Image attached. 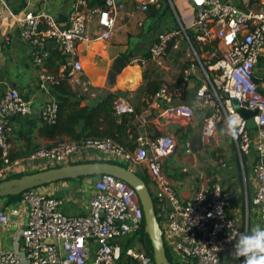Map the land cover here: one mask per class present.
<instances>
[{
    "label": "built area",
    "instance_id": "obj_1",
    "mask_svg": "<svg viewBox=\"0 0 264 264\" xmlns=\"http://www.w3.org/2000/svg\"><path fill=\"white\" fill-rule=\"evenodd\" d=\"M53 1V0H45ZM163 0H103L90 6L89 0H74L67 25L45 11L14 12L9 0H0L20 29L21 39L30 45L33 62L43 68L48 57L47 43L61 47L66 62L56 73L42 69L38 78L41 91L68 83L81 94L99 99L97 90L84 76L83 63L78 56L81 43L108 41L117 33L120 15L142 27L139 14L153 6L163 7ZM175 12L176 26L159 32L150 45L148 55L133 57L132 63L149 64L158 69L166 66L169 45L181 48L185 41L192 51L193 63L184 69L183 79L175 86L162 84L153 104L165 102L171 119L190 118L196 111H206L201 125L205 145L211 142L224 119L234 123L236 147L241 155L256 153L253 170L257 188L253 202L264 220V95L255 81V69L264 52V0H165ZM133 5L129 9L128 4ZM193 12L186 22L177 6ZM96 21L94 31L90 22ZM10 44L11 39L6 38ZM210 46L208 50L205 47ZM202 73V82L196 88L192 102L172 105L175 98H183L189 77L196 66ZM3 81L0 78V86ZM81 95V96H82ZM237 101V105L234 104ZM117 114L135 113L125 99L113 102ZM238 108L256 109V127L251 129ZM59 105L48 102L41 116L45 124L58 119ZM34 112V99L25 97L17 88L7 85L0 95V151L4 161L0 181L15 173L30 169H47L70 163L94 160H124L130 166L147 165L154 182L153 197L158 219L164 231L167 249L180 264H228L223 255L232 257L233 240L248 228L241 227L229 215L226 207L231 193L220 182L202 185L188 200H183L171 179L163 171V161L177 148L171 134L156 138L140 132L136 147L129 149L111 136H85L80 139L64 137L50 146H40L24 157H11L10 120L17 115ZM153 156L150 157L149 153ZM187 153H193L190 144ZM33 167L34 163H39ZM44 163V164H42ZM27 210V220L19 217L21 207ZM63 199L40 192L36 188L22 194V205L0 207V228L20 226L26 264H117L126 239L138 234L144 227V212L136 190L127 182L109 174L97 177L89 199V211L82 215H68L62 210ZM126 254L137 264H155L143 249L134 246ZM0 264H23L14 249L0 251ZM131 264V263H128Z\"/></svg>",
    "mask_w": 264,
    "mask_h": 264
},
{
    "label": "crops",
    "instance_id": "obj_2",
    "mask_svg": "<svg viewBox=\"0 0 264 264\" xmlns=\"http://www.w3.org/2000/svg\"><path fill=\"white\" fill-rule=\"evenodd\" d=\"M73 1L9 0L8 3L14 12L45 10L55 15L65 26L69 22ZM102 3L103 0H89L90 6H98ZM128 7L132 9L133 5L129 3ZM153 10L161 12L160 14L155 12L152 17ZM182 14L187 20L186 22L192 20L193 12L187 7H183ZM139 18L144 21L142 27L130 22L126 13H122L118 19L117 33L112 39L108 41L96 40L79 45L78 56L83 63L84 76L89 78L93 86L99 90V100L96 103H99L108 93L114 92L134 107V127H129L124 144L129 149L136 147L134 136L140 132L153 138L165 134H171L176 138L177 148L171 156L164 159L163 171L171 179L181 199L192 198L202 185L220 182L231 193L229 204L226 207L227 213L234 217L241 227L248 229L257 225L264 227L260 209L253 202L257 188V179L253 170L257 158L255 151L241 157L236 147L235 137L228 131L229 124L223 119L211 142L203 147L200 155L187 153L188 144L193 141L196 131L202 125L206 111H196L190 118L171 119L166 111L165 102H161L160 106L153 104L154 96L158 90L154 93L147 89L149 79H145L144 75L159 76L158 79L162 81L161 85L167 84L173 87L183 79L184 69L193 63V57L192 51L183 41L181 48L169 45L166 66L163 69H158L152 64L141 66L132 63L133 57L146 56L159 32L176 26V19L167 18L165 11L153 6L147 13L139 14ZM95 23V20L90 22L91 31H94ZM166 23L171 26L163 29L162 26ZM7 37L11 39L10 44L6 43ZM135 37H137L136 42H134ZM47 48L48 57L40 70L33 62L30 45L20 37L19 26L10 17L5 5L0 3V78L3 81V85L0 86V95L9 84L17 88L25 97L34 99V112L31 115H17L10 120L12 126L11 155L15 158L24 157L40 146H50L57 140L67 137L53 133L41 116V112L48 102L57 101L60 90L54 87L50 91H41L38 88L39 75L42 69L56 73L66 62V55L60 46L49 45ZM52 50L56 52H51ZM119 56L128 57V64L121 69H117L116 63ZM62 59L65 60L63 63H61ZM255 78L259 79L260 91L264 95V52L255 69ZM201 82L202 73L197 65L189 77L185 97H177L171 104H190L195 90ZM68 89L73 99L81 97L82 106L92 104L90 103L92 99L82 95L76 86L68 84ZM221 152L225 155H239L244 171L243 175L242 172L241 175L238 173L237 169L239 168L230 160L225 163L219 161L221 165L216 162L215 157ZM130 167L144 177L150 187L155 189L146 164ZM246 168L249 169L248 177ZM196 170L199 171L198 175L195 174ZM93 180L92 177L61 180L38 189L40 192L62 198L61 208L66 214L82 215L89 211V199L93 193L95 182ZM5 204L6 197L0 198L1 208L22 205V199L16 204L9 206ZM21 209L19 219L24 223L27 220V210L24 205ZM20 228V226L0 228V251L14 249L22 257L23 264H26V259L23 257L24 245ZM222 259L228 264H234L233 257L229 255H223ZM243 259V257L240 258V260Z\"/></svg>",
    "mask_w": 264,
    "mask_h": 264
},
{
    "label": "water",
    "instance_id": "obj_3",
    "mask_svg": "<svg viewBox=\"0 0 264 264\" xmlns=\"http://www.w3.org/2000/svg\"><path fill=\"white\" fill-rule=\"evenodd\" d=\"M49 45L56 46L51 42L47 43V46ZM116 63L118 65L117 69H121L128 64V57L119 56L116 59ZM255 81L259 83V79L255 78ZM98 100L92 99L90 103L95 104ZM234 104L237 105L236 100H234ZM238 112L247 120L248 127L255 129L256 122L254 116L257 114V110L238 108ZM204 146L200 126L195 133L193 141L190 143V147L193 153L200 155V151ZM149 156H153L152 152L149 153ZM103 174L113 175L127 182L136 190L144 212L145 231L149 235L152 243L154 262L155 264H173L167 253L164 231L157 216L155 201L150 186L146 179L130 166H124L112 161L94 160L50 167L26 173L18 177L1 180L0 198L20 195L27 190L39 188L61 180L97 177ZM195 174L198 175L199 171L196 170Z\"/></svg>",
    "mask_w": 264,
    "mask_h": 264
},
{
    "label": "trees",
    "instance_id": "obj_4",
    "mask_svg": "<svg viewBox=\"0 0 264 264\" xmlns=\"http://www.w3.org/2000/svg\"><path fill=\"white\" fill-rule=\"evenodd\" d=\"M48 46H46L47 48ZM210 46L205 47L208 50ZM48 49V48H47ZM51 52H56L52 50ZM58 53V52H57ZM59 54V53H58ZM60 55V54H59ZM148 55V53H146ZM61 56V55H60ZM65 60L62 59L61 63ZM158 75V74H157ZM159 76L149 77L148 74L144 75L145 79H149L147 83V89L151 92L157 91L161 86L162 81L158 79ZM59 88L60 94L57 95V102L59 105L58 119L53 125L46 124L47 127L55 134L65 135L73 139H80L85 136L94 137H105L111 136L118 142L125 144V138L127 137L129 127H134L133 122L135 121V115L130 113L117 114L113 102L114 99L119 97L117 93L110 92L99 103L90 105H81V97L78 99H73L71 93L68 89V83H62L56 86ZM137 128V127H136ZM138 132V131H137ZM134 136L135 140L138 133ZM12 158H15L11 155ZM115 163L122 164L124 166H129L128 163L120 160H109ZM79 163V162H78ZM4 161L0 151V168L3 167ZM41 170V169H40ZM38 171V170H37ZM29 173V172H26ZM23 173H15L7 178L18 177ZM83 178V177H80ZM71 180V179H69ZM22 199V194L15 196L6 197V206L16 204ZM145 224V221H144ZM140 243L143 249L152 257L153 261V251L152 243L149 235L145 231V225L143 229L135 236L126 239L123 243V253L121 259L117 264H137L136 261L131 260L126 254V250L132 246L133 243ZM169 259L173 264H180L179 261L172 257V254L167 249Z\"/></svg>",
    "mask_w": 264,
    "mask_h": 264
},
{
    "label": "clouds",
    "instance_id": "obj_5",
    "mask_svg": "<svg viewBox=\"0 0 264 264\" xmlns=\"http://www.w3.org/2000/svg\"><path fill=\"white\" fill-rule=\"evenodd\" d=\"M234 123L238 121H230L228 128L232 136L236 135ZM229 239L234 241L231 254L234 264H264V227H251ZM241 257L244 259L240 260Z\"/></svg>",
    "mask_w": 264,
    "mask_h": 264
},
{
    "label": "rangeland",
    "instance_id": "obj_6",
    "mask_svg": "<svg viewBox=\"0 0 264 264\" xmlns=\"http://www.w3.org/2000/svg\"><path fill=\"white\" fill-rule=\"evenodd\" d=\"M163 2V7L161 8L163 11H165L166 12V16H167V18H170V19H176V16H175V12H174V10H173V8L171 7V6H169V3L167 2V1H165V0H163L162 1ZM181 3H179V5L177 6V9H178V12L180 13H183V8L181 7ZM151 12V11H150ZM159 13L160 14V12L159 11H157V10H153V13H152V17H153V14L154 13ZM154 18H155V16H154ZM154 26V25H153ZM169 26H171V25H169L168 23H166V24H163V26H162V28L163 29H166V28H168ZM137 37H135V39H134V42H136V39ZM145 40V42H146V39H144ZM143 40V41H144ZM150 41V40H149ZM148 42V41H147ZM132 44H133V42H132ZM38 68H40V70H41V67H38ZM230 157H234L235 159L233 160L232 158L230 159ZM216 158V162L217 163H219V161H222V162H228L229 160H230V162H234L235 163V165L239 168V169H237L238 170V173L241 175V172H242V175H243V168H242V163H241V160H240V157H239V155L237 156H231V154H227V155H225L223 152H221L217 157H215ZM237 161V163H236V161ZM38 164H40V162L39 163H34L33 164V167H35V166H37ZM42 164H44V163H42ZM220 164V163H219ZM227 164V163H226ZM221 165V164H220ZM245 169V168H244ZM37 170H39V169H30L29 171H26V172H34V171H37ZM236 170V171H237ZM248 171H249V169H247L246 168V174H247V177H248ZM25 172V171H24ZM25 172V173H26ZM98 177V176H97ZM97 177H92L94 180L93 181H95L96 179H97ZM37 190H39L38 188H36ZM153 193H154V191L153 190H151ZM23 211H25V209H23ZM132 246H134V247H136V248H140V246H141V244L138 242H136V243H133L132 244Z\"/></svg>",
    "mask_w": 264,
    "mask_h": 264
}]
</instances>
